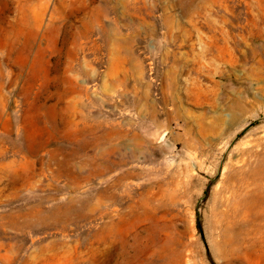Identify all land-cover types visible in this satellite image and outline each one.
<instances>
[{"label":"rangeland","instance_id":"1","mask_svg":"<svg viewBox=\"0 0 264 264\" xmlns=\"http://www.w3.org/2000/svg\"><path fill=\"white\" fill-rule=\"evenodd\" d=\"M0 264H264V0H0Z\"/></svg>","mask_w":264,"mask_h":264},{"label":"bare ground","instance_id":"2","mask_svg":"<svg viewBox=\"0 0 264 264\" xmlns=\"http://www.w3.org/2000/svg\"><path fill=\"white\" fill-rule=\"evenodd\" d=\"M233 200H234V205L231 208V214H232V216H237L239 214V211H238L239 205L242 203L240 205L241 206L240 210L244 211V209L242 210L243 206L245 208V206H247L249 202H248V199L245 200V201H240V199L239 198L236 199V197Z\"/></svg>","mask_w":264,"mask_h":264}]
</instances>
